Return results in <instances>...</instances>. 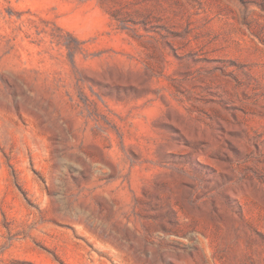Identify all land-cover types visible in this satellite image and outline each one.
Returning <instances> with one entry per match:
<instances>
[{
	"label": "rangeland",
	"instance_id": "374dc122",
	"mask_svg": "<svg viewBox=\"0 0 264 264\" xmlns=\"http://www.w3.org/2000/svg\"><path fill=\"white\" fill-rule=\"evenodd\" d=\"M0 264H264V0H0Z\"/></svg>",
	"mask_w": 264,
	"mask_h": 264
}]
</instances>
